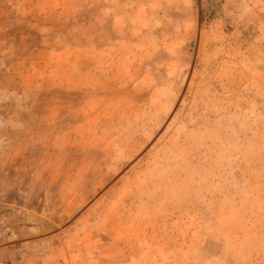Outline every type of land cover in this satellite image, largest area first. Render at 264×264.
<instances>
[{
	"label": "rangeland",
	"instance_id": "rangeland-1",
	"mask_svg": "<svg viewBox=\"0 0 264 264\" xmlns=\"http://www.w3.org/2000/svg\"><path fill=\"white\" fill-rule=\"evenodd\" d=\"M0 261L264 264V0H0Z\"/></svg>",
	"mask_w": 264,
	"mask_h": 264
},
{
	"label": "built area",
	"instance_id": "built-area-1",
	"mask_svg": "<svg viewBox=\"0 0 264 264\" xmlns=\"http://www.w3.org/2000/svg\"><path fill=\"white\" fill-rule=\"evenodd\" d=\"M0 264H10L9 262H2L0 261Z\"/></svg>",
	"mask_w": 264,
	"mask_h": 264
}]
</instances>
